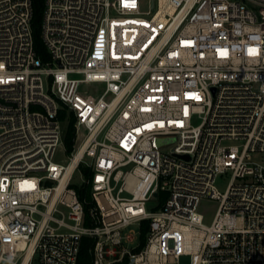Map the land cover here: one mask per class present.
Instances as JSON below:
<instances>
[{"label": "built area", "instance_id": "obj_1", "mask_svg": "<svg viewBox=\"0 0 264 264\" xmlns=\"http://www.w3.org/2000/svg\"><path fill=\"white\" fill-rule=\"evenodd\" d=\"M33 15L0 0V264H264V0H45L46 60Z\"/></svg>", "mask_w": 264, "mask_h": 264}, {"label": "trees", "instance_id": "obj_2", "mask_svg": "<svg viewBox=\"0 0 264 264\" xmlns=\"http://www.w3.org/2000/svg\"><path fill=\"white\" fill-rule=\"evenodd\" d=\"M44 4L45 0H33V7H34V15L32 20L33 25V32H34V40H35V48L39 55L43 59H48L49 54L47 48L43 42L42 34H41V24L43 20V13H44ZM59 117L64 122V144L66 147V151L71 153L74 148L75 143V126H74V117L73 114L69 113L67 109L62 106L59 110ZM87 175H89V169H85ZM79 196L82 200H87L85 203L86 212L91 205V193L88 186H83L78 189ZM149 229V221L146 220L142 223L141 227V242L142 244L145 243L147 231ZM93 243V239L89 236H84L82 239L81 250L79 253L78 264H92V254L90 251V247Z\"/></svg>", "mask_w": 264, "mask_h": 264}, {"label": "rangeland", "instance_id": "obj_3", "mask_svg": "<svg viewBox=\"0 0 264 264\" xmlns=\"http://www.w3.org/2000/svg\"><path fill=\"white\" fill-rule=\"evenodd\" d=\"M95 85V84H94ZM97 85V84H96ZM258 156V154H256ZM68 154L65 151L64 147H61L56 155L57 161L67 162L68 161ZM230 173L227 174H220L217 177L216 180V186L219 190L224 191L230 181ZM83 182V176L81 175V171L77 170L75 172L74 178H73V186L77 189H79L82 186ZM155 203V200L149 202V209L150 207ZM219 202L212 198H204L201 200L199 204V211L204 215V221L207 224H210L216 214V211L218 209ZM129 229H135L138 230V225L134 224L129 226V228L126 229L128 231ZM175 264H191V257L189 255H182L178 262Z\"/></svg>", "mask_w": 264, "mask_h": 264}, {"label": "water", "instance_id": "obj_4", "mask_svg": "<svg viewBox=\"0 0 264 264\" xmlns=\"http://www.w3.org/2000/svg\"><path fill=\"white\" fill-rule=\"evenodd\" d=\"M185 157H188L187 155H184Z\"/></svg>", "mask_w": 264, "mask_h": 264}]
</instances>
